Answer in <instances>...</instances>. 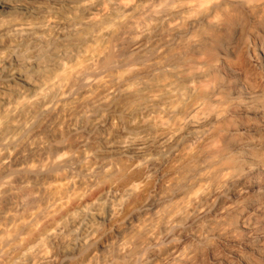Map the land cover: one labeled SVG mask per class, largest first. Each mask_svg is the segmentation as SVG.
Wrapping results in <instances>:
<instances>
[{
    "label": "bare ground",
    "instance_id": "bare-ground-1",
    "mask_svg": "<svg viewBox=\"0 0 264 264\" xmlns=\"http://www.w3.org/2000/svg\"><path fill=\"white\" fill-rule=\"evenodd\" d=\"M0 264H264V0H0Z\"/></svg>",
    "mask_w": 264,
    "mask_h": 264
},
{
    "label": "rangeland",
    "instance_id": "rangeland-1",
    "mask_svg": "<svg viewBox=\"0 0 264 264\" xmlns=\"http://www.w3.org/2000/svg\"><path fill=\"white\" fill-rule=\"evenodd\" d=\"M208 260H209V259H208ZM208 260H207V261H208ZM209 262H211V261H209Z\"/></svg>",
    "mask_w": 264,
    "mask_h": 264
}]
</instances>
